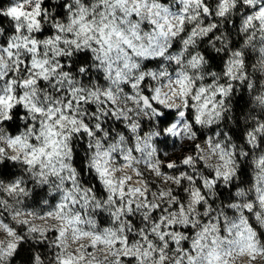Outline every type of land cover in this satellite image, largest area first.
<instances>
[{"label": "clouds", "instance_id": "1", "mask_svg": "<svg viewBox=\"0 0 264 264\" xmlns=\"http://www.w3.org/2000/svg\"><path fill=\"white\" fill-rule=\"evenodd\" d=\"M0 264H264V0H0Z\"/></svg>", "mask_w": 264, "mask_h": 264}, {"label": "trees", "instance_id": "2", "mask_svg": "<svg viewBox=\"0 0 264 264\" xmlns=\"http://www.w3.org/2000/svg\"><path fill=\"white\" fill-rule=\"evenodd\" d=\"M212 59H213V62L215 63L216 62V58L215 57H212ZM243 100V98H241V101ZM238 108H240V104H238ZM169 118H171L170 116H169ZM10 127L13 129V131H15L16 130V128L18 127V125H16V124H13V125H10ZM6 176H9V175H11L12 173L10 172V170L6 167L5 168V173H4Z\"/></svg>", "mask_w": 264, "mask_h": 264}]
</instances>
